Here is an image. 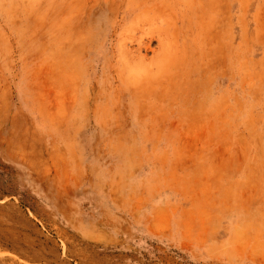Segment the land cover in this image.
<instances>
[{
    "label": "rangeland",
    "instance_id": "rangeland-1",
    "mask_svg": "<svg viewBox=\"0 0 264 264\" xmlns=\"http://www.w3.org/2000/svg\"><path fill=\"white\" fill-rule=\"evenodd\" d=\"M93 1L0 0V264H264V0Z\"/></svg>",
    "mask_w": 264,
    "mask_h": 264
},
{
    "label": "bare ground",
    "instance_id": "bare-ground-1",
    "mask_svg": "<svg viewBox=\"0 0 264 264\" xmlns=\"http://www.w3.org/2000/svg\"><path fill=\"white\" fill-rule=\"evenodd\" d=\"M117 2H118V0H94L91 3V6L93 8V11H92L93 13H91L92 14L91 16H93V18L95 19L94 22L95 23L96 22L97 23L101 22V23H99V25H101V24H105L104 23V20L107 19V23L106 24H107L108 27L106 29V34H105V37L106 38H110V37L116 36L117 31L121 29L122 24L124 22H126L128 16L130 15V12L129 11L127 13H125V14L123 13V14L119 15L118 11H116L117 10V4H118ZM85 9H86V7H85ZM80 14H81V9H78L75 12V14L73 15L72 19L77 20V18L80 16ZM87 14H88V12L86 13V15ZM82 15H83V13H82ZM107 15H109L110 17L108 18ZM85 18H87V17H85ZM78 19H80V18H78ZM85 21H88V20H85ZM85 21H84V23H85ZM87 23H89V21ZM79 26H81V23H80ZM165 32L166 31L162 29V30H160L159 34H157V36H155V37H157L158 39L161 40L160 43H163V35L165 34ZM165 35H167V34H165ZM118 51H121V48ZM113 55H114V53H113ZM119 55H120V53H119ZM124 60L127 61V58L124 59Z\"/></svg>",
    "mask_w": 264,
    "mask_h": 264
}]
</instances>
